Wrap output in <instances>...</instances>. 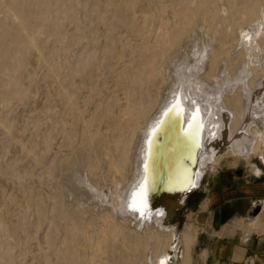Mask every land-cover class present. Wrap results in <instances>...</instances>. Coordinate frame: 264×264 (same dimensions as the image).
Segmentation results:
<instances>
[{"label": "bare ground", "instance_id": "bare-ground-1", "mask_svg": "<svg viewBox=\"0 0 264 264\" xmlns=\"http://www.w3.org/2000/svg\"><path fill=\"white\" fill-rule=\"evenodd\" d=\"M173 1L182 4L171 8L174 20L166 13L171 6L153 2L156 11L141 15L128 29L138 41H122L117 57L105 44L101 57L113 60L107 66L110 81L101 79L105 66L94 58L95 48L77 52L85 38L77 23L53 38L49 73L55 94H61L62 114L60 130L48 134L49 150L52 138L60 136L46 168L54 215L48 232H58L62 222L63 237L58 247L51 241L46 247L63 264H192L197 228L186 224L178 239L176 226L168 224L185 197L173 209L147 202L150 216L143 220L127 210L143 177L148 130L177 93L184 105L181 127L193 107L203 122L196 186L221 157L259 158L264 152V0ZM74 15L67 17L68 27ZM108 28V43L119 40L120 34ZM61 54L73 65L60 79ZM88 62L92 67L83 69ZM87 71V80L76 82ZM51 107L55 110V96ZM175 114L167 115L161 130L168 131ZM194 122L188 127L192 136ZM40 207L36 228L43 222ZM157 209L163 214L156 215ZM87 215L90 221H83ZM246 220L251 229L255 215Z\"/></svg>", "mask_w": 264, "mask_h": 264}, {"label": "rangeland", "instance_id": "rangeland-1", "mask_svg": "<svg viewBox=\"0 0 264 264\" xmlns=\"http://www.w3.org/2000/svg\"><path fill=\"white\" fill-rule=\"evenodd\" d=\"M155 1L171 6L166 8V13L172 21L171 8L177 9L182 5H175L173 0H0V264H63L60 256L57 258L46 247L48 241L58 247L63 237L62 222L58 232L52 235L48 232L54 215L50 211L51 188L46 168L60 141L59 135L52 138L49 150L48 134L53 128H61L62 114V103L57 100L61 94H55L49 73L54 36L64 29L71 30L77 23L85 33V38L77 45V52H90L95 48L94 58L100 59L105 66L101 79L110 81L111 70L107 66H112L113 60L101 57L102 49L105 44L109 45L117 57L122 41L136 43L137 37L128 29L139 21L141 15L156 11L157 6L153 7ZM73 13L76 20L68 27L67 17ZM107 28L113 29L115 35L120 34L119 40L108 43L105 38ZM111 36L114 37L113 34ZM62 55L60 63L63 61L61 64L65 68L60 79L73 65L72 58L67 60ZM91 67L88 62L83 69ZM88 75L87 71L83 78L82 73L76 77V82L81 78L86 81ZM53 96L55 110L51 107ZM54 115H57L55 123ZM85 118H88L87 113ZM219 152H223L222 146ZM260 157H221L215 170L201 176L197 188L187 196L183 205L170 212L168 224L176 226L178 239L187 223L196 226L198 232L203 231L199 247L193 249L196 240L192 244V264H214L212 257L202 261L206 253L199 249L207 243L205 233H212L217 224H222L221 202L203 211L200 210V202L210 191L214 193L219 189V175L225 169L252 165L257 173L259 169L254 163L264 164ZM38 173H41L40 179ZM38 205H41L43 222L36 228ZM91 217L87 215L83 221L88 222ZM230 218L223 223L239 227L242 219L235 222L233 218L236 217ZM241 228L245 231L243 226Z\"/></svg>", "mask_w": 264, "mask_h": 264}, {"label": "crops", "instance_id": "crops-1", "mask_svg": "<svg viewBox=\"0 0 264 264\" xmlns=\"http://www.w3.org/2000/svg\"><path fill=\"white\" fill-rule=\"evenodd\" d=\"M260 158L264 159L263 156ZM245 163L249 164L246 161ZM254 164L259 169L257 173L253 171L252 165L225 169L219 175L221 176L217 182L219 189L215 188L214 193L210 191L200 202L201 211L216 206L219 202L222 204V224H217L212 233H205L207 243L199 249L205 250L206 253L202 261L205 262L208 257H212L214 264H264V164L259 162ZM250 214L255 215L256 219L251 229H248L246 221L239 220L240 228L223 223L232 216L236 217L233 218L234 221L240 218L246 220ZM196 231L193 249L199 247V238L203 233V231L198 232L197 229Z\"/></svg>", "mask_w": 264, "mask_h": 264}, {"label": "water", "instance_id": "water-1", "mask_svg": "<svg viewBox=\"0 0 264 264\" xmlns=\"http://www.w3.org/2000/svg\"><path fill=\"white\" fill-rule=\"evenodd\" d=\"M176 98L163 110V120L166 119L167 115L165 110L168 109L175 103ZM180 107L184 111L183 102H180ZM196 107L189 110V115L181 127V116L182 112H175L176 119L172 123L168 131L161 130V116L158 119L160 126L156 127L157 122L148 130V134L145 138V152L142 161L143 177L140 182L145 178V155L147 153L148 157V193L147 202H149L150 207L169 205L173 209L175 203L181 197L187 198V196L194 191L195 187H185L187 181L196 183V173L198 168V149L200 145V132L203 128V122L197 116L194 122L195 133L192 137L198 138L199 146L191 138V141L183 133V128H188L189 121L192 119V113L195 111ZM174 124V125H173ZM151 133V140H149V132L154 129ZM154 140V141H153ZM193 140V141H192ZM147 142V143H146ZM154 142V144H153ZM139 182V184H140ZM137 185V188L139 186ZM170 209V210H171Z\"/></svg>", "mask_w": 264, "mask_h": 264}, {"label": "snow or ice", "instance_id": "snow-or-ice-1", "mask_svg": "<svg viewBox=\"0 0 264 264\" xmlns=\"http://www.w3.org/2000/svg\"><path fill=\"white\" fill-rule=\"evenodd\" d=\"M193 103H195V101H193ZM175 111L177 113L182 112L183 109L180 107V103H179V93L176 94V100L175 103L170 106L168 109L165 110V114L171 111ZM199 113V108L197 107L195 109V111H193L192 113V119L189 121V125H192L194 121H196L197 116ZM163 114L161 116V120H163ZM160 126V122H157L156 127ZM155 131L154 129H151L149 132V140H151V133ZM183 133L194 139V142L197 146H199V140L198 138L192 137V134L189 130V128H183L182 129ZM147 143V142H146ZM144 170H145V178L140 182L138 188H135L132 193L130 194L128 203H127V210L129 212H133L138 214L139 218L141 220L146 218V215L150 216L149 212H146L147 209V193H148V180H147V173H148V157H147V153L145 155V163H144ZM185 187H195V184L191 181V179H189L185 185ZM162 211L160 209L156 210V215H162ZM159 264H166L165 260H161L159 262Z\"/></svg>", "mask_w": 264, "mask_h": 264}]
</instances>
